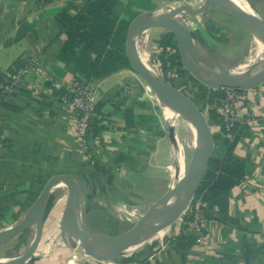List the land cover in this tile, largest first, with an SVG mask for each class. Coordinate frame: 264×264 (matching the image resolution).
Here are the masks:
<instances>
[{
  "label": "crops",
  "instance_id": "crops-1",
  "mask_svg": "<svg viewBox=\"0 0 264 264\" xmlns=\"http://www.w3.org/2000/svg\"><path fill=\"white\" fill-rule=\"evenodd\" d=\"M20 1L25 17L18 16L19 6L16 5ZM84 1H13L6 21L14 23L10 28L0 25V41L7 32L16 35V43H0V84L13 70L32 58L39 68L37 75L29 74L24 78L16 95L6 103H0V233L25 220L50 178L71 175L81 180L75 213L80 228L89 233L112 236L102 233L104 227L99 223L104 224L110 219L112 210L117 213L114 216L121 220L125 208L133 206L131 198L137 196L132 191L142 181L140 174L149 169L147 159H172V167L166 166L171 183L156 198H160L174 183L172 177L175 172L179 173L180 166L179 180L191 164L194 151L191 155L188 152L186 166L185 149L181 150L176 136L171 134L169 142L162 143L163 132L157 117L142 112V104L135 99L130 102L129 88L137 84V78H141L129 69L90 83L95 91L96 120L100 121L101 129L86 151L77 145L72 110L62 108L60 98L53 97L55 84L70 83L76 78L56 58L65 37L58 35L59 28L50 12L68 2L81 5ZM120 1L130 4L138 15L158 7L164 8L175 19L178 18L176 20L197 50L225 70L247 63L249 56L241 58L243 47L247 44L255 46V40H261L230 12L207 0ZM241 1L247 4L250 14L264 21V0ZM15 22L18 23L13 26ZM24 26L28 28L18 38L17 32ZM168 35L172 34L164 28L151 27L140 32L135 39L138 55L142 52L147 58V65H143L155 76L163 69L172 73L168 57L173 54H167L165 50L170 45H162V40ZM172 41H175L174 36ZM13 45L18 48L14 49ZM181 67L188 72V79H192L194 75L180 57L173 68L180 70ZM159 78L166 81L162 73ZM178 79L183 80L179 85H184V81L187 84L185 74ZM179 85L174 83L173 87L186 95ZM240 92L242 100L238 105L236 132L243 135L239 134L237 140H234V135L225 136L217 123L210 120V113L218 116L219 103L216 106L206 103V114L203 113L210 132V157L222 158L230 147L232 156L244 163L245 173L241 182L229 190L223 204L224 212L213 202H204L201 198L196 200L203 212L201 243H197L195 235L181 219L142 243L145 246L141 250L131 254L127 250L120 257L107 260H98L71 248L60 225V241L56 239L45 245L44 240L48 241L56 230L53 216L61 204L64 206L67 198V186L61 183L59 187L65 191V196L55 200L51 191L41 241L25 264H142L144 261L141 259L145 255H153L154 264H264V81L240 88ZM128 112L129 126L125 117ZM137 116L148 117L152 122L138 123L135 120ZM189 125L192 127L191 122ZM163 145H172L173 152L169 150L166 154V148L164 151L160 149ZM151 201L154 202L153 199ZM61 214L62 211L60 219ZM47 217L51 218L48 220ZM110 222L116 221L111 218Z\"/></svg>",
  "mask_w": 264,
  "mask_h": 264
},
{
  "label": "water",
  "instance_id": "water-1",
  "mask_svg": "<svg viewBox=\"0 0 264 264\" xmlns=\"http://www.w3.org/2000/svg\"><path fill=\"white\" fill-rule=\"evenodd\" d=\"M207 2L214 3L221 8L227 10L246 26H248L255 35L261 40H264V21L254 15L243 11L239 7L234 6L228 0H207ZM164 12L163 14H161ZM160 27L168 30L175 39L176 47L180 52L183 61V55L187 54L197 60L200 75H197L194 70L187 66L189 71L204 84L217 88H245L254 86L257 83L264 81V69L257 74H250L237 81L219 80L214 77L213 70L209 66L217 65L216 63L206 59L194 46L190 38L182 36L185 33L184 28L174 18L173 14L166 12L164 8L158 7L153 10L145 11L132 19L127 28L125 50L126 56L132 70L139 76L152 90L158 100L161 101L169 109H174L180 113L184 119H187L191 124H195L196 142L194 148L193 159L197 168L196 173L192 179H188L187 174L193 166L189 165L185 176L168 187L164 194L155 201L149 210L142 215L136 225L120 235L107 236L86 232L80 228L76 219L75 213L77 210V199L80 194L81 183L77 176L58 175L50 178L45 184L42 192L30 208L25 220L5 232L6 234L0 236V247L15 239L19 234L31 226H35V233L33 241L27 248L25 253L21 256L15 257L8 262L0 264H25L36 251L42 237L43 219L46 210L47 201L51 191L58 188L61 183L67 186V198L63 206L60 227L63 235L66 238L73 239L71 248L98 260H107L119 256L130 248L140 245L151 239L156 233L163 228L173 224L178 218L181 211L189 204L193 198L197 188L203 181L207 171L208 162L211 152L210 132L203 112L198 108L186 95L181 93L175 87L171 86L164 80L155 75H150L146 67L139 58L135 46V39L140 32L151 28ZM186 34V33H185ZM220 70H225L217 65ZM239 67V66H238ZM237 68V67H236ZM192 117V118H190ZM179 195L186 197L184 205L173 212H168L166 220L160 224L162 220L163 211H165L169 200L175 197L174 205L178 201ZM166 214V213H165ZM150 220L149 228H145V224ZM76 241H83L94 245L96 248L105 251V255H95L88 252L82 247L76 245Z\"/></svg>",
  "mask_w": 264,
  "mask_h": 264
},
{
  "label": "trees",
  "instance_id": "trees-1",
  "mask_svg": "<svg viewBox=\"0 0 264 264\" xmlns=\"http://www.w3.org/2000/svg\"><path fill=\"white\" fill-rule=\"evenodd\" d=\"M50 14L59 28L58 35L65 37L56 58L77 80L90 84L118 71L130 70L125 50L127 25L138 15L132 11L130 4L125 5L120 0H85L81 5L68 2L63 7L53 8ZM26 28L28 27L24 26L19 29L18 38L22 37ZM172 40L173 36L168 35L162 40V45L174 46ZM168 59L173 68L179 57L170 56ZM52 90L53 97L56 98L66 93L63 89ZM214 93L212 92L208 98L209 104H212L216 97ZM221 97V94H218L215 100L219 102ZM126 114V124L129 126L130 113ZM135 120L138 123L152 122L150 118L143 116H137ZM210 120L219 123L218 116L215 117L213 112L210 113ZM99 124L100 121L95 118L91 140L100 131ZM236 126L232 134L235 136L234 140H237L239 134L243 135L236 132ZM244 173V163L235 159L232 156V149L228 147L222 158L210 157L203 181L195 192V198L213 202V205L224 212L223 204L227 201L229 190L241 182Z\"/></svg>",
  "mask_w": 264,
  "mask_h": 264
},
{
  "label": "rangeland",
  "instance_id": "rangeland-1",
  "mask_svg": "<svg viewBox=\"0 0 264 264\" xmlns=\"http://www.w3.org/2000/svg\"><path fill=\"white\" fill-rule=\"evenodd\" d=\"M13 1H19V0H0V25L4 24V26L6 25L7 28H10L12 25L11 23H14V21L12 20L6 21V19L8 18V11L13 7ZM241 2L246 4L243 1ZM20 3L21 1L18 2L16 5V6H19L17 10L18 16L23 15L25 17V14H23V10L20 9L22 7ZM176 19L178 20V18ZM130 22L128 23V25L130 24ZM17 23L18 22H15L13 26H15ZM128 25H127V28H128ZM15 41H16V35L13 32H7V35L0 41V43L5 44L9 42V44H13V43H16ZM174 44H175L174 46H169L171 48L170 53L172 52L173 54L172 56H177L180 58L181 57L180 52L178 51L176 47L175 41H174ZM13 48L16 49L18 48V46L16 47V45H13ZM254 52L257 55L256 45L251 47L247 44L242 49L241 58L243 59L247 56L254 57L255 56ZM209 67L216 73L219 72L217 68H214V67L212 68L211 66ZM170 70L172 71V73L169 71L167 73L166 70L164 69L162 72H159L157 70L156 71L159 77L161 73L164 74V77L166 79L165 82H167L171 86H174V83L179 85L180 83L179 81H183V80L178 79L182 76V74H183V77L185 74V80L189 78L188 72L183 67H181L180 70L174 69L171 67ZM191 78L193 80L188 79L187 84H186V81H184V85L182 86L179 85V87L184 92L186 91L185 93L186 95H188V98H190V100L198 108H200L204 114H206L205 107L207 105L206 103H208V98L210 97L211 93L215 92L214 94L216 95V97H214L212 104L213 106H216L218 105L219 102L215 99L217 98L218 94L219 95L221 94L222 96V90L217 87H211L206 84H203L201 81L197 80L196 77L194 76H192ZM136 80H137V84H132L131 87L129 88L131 99H133V100L130 99V102L134 101L135 99V101L140 102L142 104V107H143L141 109L142 112L148 114V116L157 117L159 126L163 132V138H162L163 140L161 141L162 143L169 142L168 136H171V134H174L176 136V140L178 141V144L180 145L181 150L185 149V154L187 156L186 158L187 160H185V163L187 166L189 162L188 152L191 155L192 150H193V147H192L193 133H192L191 126H189L190 122L187 119L183 120V118L176 119L173 122L172 128H170L165 121L164 112L161 109V106L159 105V103L157 102L156 96L154 95L152 90L141 79L137 78ZM119 100L120 99H118L117 101ZM165 148H166V154L167 153L169 154V150L173 152L172 145H168V146L163 145L162 147H160V149L163 151L165 150ZM148 160H149L150 165H147V168L149 167V169L148 170L146 169L145 171L143 170L144 172H142L140 174L141 177H139V179L142 181H139V185H136V187H134L132 191V192H135L137 196V197L131 198V202H133V206L125 208L124 212L122 213L123 219L121 220L118 217L114 216V215H117V213H115V211L113 212L112 210V212L110 213L111 216L109 218L114 219L116 222L111 223L110 219H107L104 222V224L99 223V226L101 225L102 227H104V231H102V233H107L108 235L110 234L114 236V235H120L126 231H130V229H132L136 225V223L142 217V215H144L149 210L150 206L159 199V198H156L158 196V193L160 194L163 193L165 187L171 183V179L169 177L170 173L166 169V166L172 167L173 165L172 159L168 158V159L159 160V159L149 158L146 160V163H148ZM161 166H163V168ZM179 169L182 170L181 166L179 167ZM53 194L55 195V200H56L59 198H63L65 196V191L63 189H60V187H58V188L53 189ZM194 198H195V194H194ZM194 198H192L189 204L181 211V213L178 216V219L175 220V222L180 221L182 219V222L185 223L188 220V218L191 216L190 215L191 212L194 211L195 206L198 203L196 200L199 198H196V199ZM151 199H153L154 201L153 203ZM174 200H175V197H172L169 200L168 204L172 203ZM62 207H63V204H61L59 210L56 211V215L54 216L52 215L55 218V220H53L55 221L53 225L55 224L56 230L52 232V234L48 237L49 238L48 241L47 239L44 240L45 245H47L48 242L51 244L52 241L56 239L60 241V236H59L60 221L59 220H60V213L63 209ZM53 214L55 213L53 212ZM49 218L51 217H47L48 220ZM86 228H89V227L87 226ZM34 232H35V226L31 227L30 229H26L19 237H16L15 239L11 240L9 243L1 246L0 247V259H3V260L13 259L15 257H18L24 254L27 248L30 246V244L33 241ZM66 241L69 245H72L73 239L66 238ZM143 246L145 245L140 244V245L134 246L132 249L128 250V254H131V252L132 253L136 252L140 248L142 249ZM150 256H153V255H145V257H143L141 260L145 261Z\"/></svg>",
  "mask_w": 264,
  "mask_h": 264
},
{
  "label": "built area",
  "instance_id": "built-area-1",
  "mask_svg": "<svg viewBox=\"0 0 264 264\" xmlns=\"http://www.w3.org/2000/svg\"><path fill=\"white\" fill-rule=\"evenodd\" d=\"M166 53H170L171 48L166 47ZM39 68L35 59H30L15 71L10 73L5 82L0 84V102L8 101L13 95H16L22 87L23 80L29 74L37 75ZM55 90H65V95L60 97L62 108L68 107L72 110L74 117L73 133L77 145L86 151L91 141V130L94 119L97 117V107L94 101V88L77 79L66 84H55ZM222 97L219 100V112L217 124L225 136H232L234 127L238 123V105L242 100L240 89L220 88ZM201 204L198 202L191 216L185 222L189 231L193 232L197 243L202 242L203 237V212ZM153 257L150 256L142 264H154Z\"/></svg>",
  "mask_w": 264,
  "mask_h": 264
},
{
  "label": "bare ground",
  "instance_id": "bare-ground-1",
  "mask_svg": "<svg viewBox=\"0 0 264 264\" xmlns=\"http://www.w3.org/2000/svg\"><path fill=\"white\" fill-rule=\"evenodd\" d=\"M228 2H230L231 4H233L236 7H239L243 11H246L248 13L250 12V9L248 8V6L244 3H242L240 0H228ZM163 13L164 12H162L161 14H163ZM182 36L184 38H186L185 33H182ZM255 44L257 47V55L254 52L255 56L254 57H248L249 59H248L247 63H244L241 66H239L235 69H232V70H220V68L217 65H214L213 67L217 68L219 70V72H217V73L215 71H213L214 77L219 79V80L237 81V80H242L243 78H245L246 76H248L250 74H257V73L261 72L264 69V40L256 39ZM139 55H140V59H141L142 63L147 65L146 55L142 52H140ZM148 59H149V57H148ZM183 64H185L186 66H190L197 75H200L197 60L195 58H193L192 56L184 54L183 55ZM147 71L149 72L150 75H154L152 70L147 69ZM156 99H157V97H156ZM157 102L161 106V109L164 112L165 121L170 128H172L174 120L181 119V118L184 119V117L180 113H178V111H176L174 109L167 108L158 99H157ZM190 118H192V117H190ZM191 129H192V133H193L192 147H193V151H194L195 142H196L195 124L192 125ZM177 161H178V159L176 160V162ZM191 163L193 166L191 167V170L187 174L188 179H192L194 177V175L196 173V168H197L195 161H193ZM176 171H178V170H176ZM180 174H181L180 169H179V173L175 172V174L173 175V179H172V181L174 183L179 180V177L181 176ZM60 186H62V185H60ZM174 201L172 203H174ZM185 202H186V197L184 195H179L178 201H176V203L174 205H172V203L168 204L165 211H163V213H161L162 220H161L160 224H162L166 220V218H168V216H166L168 212H173V211L177 210L179 207L184 205ZM150 224H151V221L148 220L147 223L145 224V228H149ZM5 234H6L5 232L0 233V236H3ZM76 245L84 248L88 252H91L92 254H95V255L103 256L106 254L104 250H100V249L96 248L94 245L83 242V241H76ZM132 248H130V249H132ZM9 260H11V259H5V260L0 259V263H5V262H8Z\"/></svg>",
  "mask_w": 264,
  "mask_h": 264
}]
</instances>
